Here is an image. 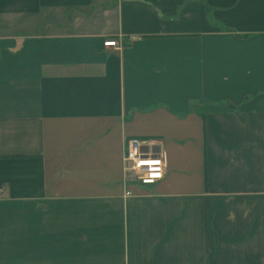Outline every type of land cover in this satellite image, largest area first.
<instances>
[{
	"label": "crops",
	"instance_id": "crops-1",
	"mask_svg": "<svg viewBox=\"0 0 264 264\" xmlns=\"http://www.w3.org/2000/svg\"><path fill=\"white\" fill-rule=\"evenodd\" d=\"M0 264H264V0H0Z\"/></svg>",
	"mask_w": 264,
	"mask_h": 264
},
{
	"label": "built area",
	"instance_id": "built-area-1",
	"mask_svg": "<svg viewBox=\"0 0 264 264\" xmlns=\"http://www.w3.org/2000/svg\"><path fill=\"white\" fill-rule=\"evenodd\" d=\"M104 45L116 46L117 41H108ZM166 167L165 155L152 151L148 141L137 138L126 141L123 155L125 184L154 185L164 179ZM126 194L131 195V192Z\"/></svg>",
	"mask_w": 264,
	"mask_h": 264
},
{
	"label": "rangeland",
	"instance_id": "rangeland-1",
	"mask_svg": "<svg viewBox=\"0 0 264 264\" xmlns=\"http://www.w3.org/2000/svg\"><path fill=\"white\" fill-rule=\"evenodd\" d=\"M144 187H149V186H144Z\"/></svg>",
	"mask_w": 264,
	"mask_h": 264
}]
</instances>
